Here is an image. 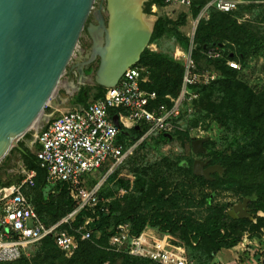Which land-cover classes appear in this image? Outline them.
I'll use <instances>...</instances> for the list:
<instances>
[{
	"label": "rangeland",
	"instance_id": "obj_1",
	"mask_svg": "<svg viewBox=\"0 0 264 264\" xmlns=\"http://www.w3.org/2000/svg\"><path fill=\"white\" fill-rule=\"evenodd\" d=\"M190 1L206 3L209 0ZM241 1V4L238 5L236 9L237 11L235 10L236 12L233 15L228 16L226 19L227 22L229 21L228 23L234 22L236 27L230 26L229 29L225 30L223 35L220 37L208 36L207 42L201 43L206 46L212 44L213 47H216L218 43H220L222 46L225 45L224 47L230 48L232 53L235 52L238 55L237 50L239 48L244 54L243 60L239 63V69L232 74L233 76H231V78H229V82L232 84L230 91L235 94V98L233 101H227V103L229 105H233L232 108L227 105H223L221 108L219 105L220 103L215 96L216 94L214 93V96H210L211 98L209 99V103L217 105L214 113H209L207 110L202 111L199 108L201 107L200 105L197 106L196 110V104L194 102L199 99V95L196 94V92L191 91V85L188 84L187 90L196 95V100L192 102L193 107H191V111L188 112L184 118L177 121V126L180 129V133L186 135L191 141L204 139L203 147L205 148V154L200 155L192 153L190 144L186 143L184 140L161 142L156 138L157 136L154 135L146 139L149 141L150 146L143 148H139L138 146L136 150H133L132 154L128 156L127 159H125L117 167L113 168L111 172L109 171L111 165H109L106 171L104 170V173L100 174L99 172H94L92 175L87 176L86 180L83 182L84 188L87 186L86 189L90 190L95 185L101 184V190L103 193L101 197H104L103 200L115 203L113 208L114 219L124 215L128 208L132 207L135 199L139 197V191H141L142 188H140L141 182L138 183L137 177L141 173V168L151 167L147 171L149 175L141 178L145 181V189L148 191L156 190L155 194L160 192H164L166 194L163 196L161 202H156L152 206L139 209V213L147 215H150L151 212L157 210L171 212L176 211V213L180 216L189 215L193 220L201 223L210 213L211 208L225 207L226 210H230L232 206L241 202L245 198L244 193L251 189V187H249L251 186L250 182H240L239 184L233 183L232 186L228 187L213 175L214 173L216 174V172L212 173V176L214 177L212 184H206L199 180H193L189 176L183 175L182 169H176L171 164V161L174 159L183 157L190 158L191 160L199 159L201 161H206L209 164L210 160L213 159L214 154L226 155L231 151V149L233 150V148L235 150L239 149L234 146V142H238V145H241L242 151L245 152L250 150L252 151L253 145H261V147L264 146V0ZM210 2H208V4ZM104 5V0H95L92 12L88 17V20H90L88 21L89 24L87 22L88 25H95L92 23L94 20L92 14L93 12L99 10L100 6L104 7ZM206 6L203 7V9L208 8ZM140 8H142L143 18H153L154 25L157 20V16L160 15L168 21V27L173 29L175 33L181 37L178 39L176 36L163 34L153 42L149 43V48L147 47L148 50L151 49L154 53H158L171 60H173V53L175 49H177L176 56H180L182 53L180 47L182 49L185 48L184 50L190 54L191 58V51H193L196 47L194 41L197 36L196 28L198 22L202 20V23H207L206 21H208L209 17L214 15V10L208 9L204 17L203 10L198 14V16L194 17L192 10L188 9L186 6L184 7L178 4H165L158 8L154 5L150 6L149 0H144ZM147 10L148 12H146ZM91 45L92 41L90 36L84 28L79 37L77 47L66 68L67 71L71 63L81 55L82 50L90 51ZM198 53L200 54V52ZM200 57L203 60V63H201L199 67L204 70L202 69L203 72L199 73L196 71L197 67L195 66L194 71L197 74H207L208 76H212L214 81L219 79V73L218 75L217 72L214 71L212 73L205 71V69H211L210 64H208L210 63V60L205 59L203 54H200ZM94 61H96V63ZM94 61H92L94 63L91 62L92 68H88L87 78L89 77V79L94 75L98 65V60L95 59ZM140 70L143 75V84L145 83L146 85L150 83V71L146 67H143ZM77 80L73 78L70 82L77 85ZM66 81V75L64 74V76L60 79L55 93L53 94V96H59L64 99L65 102L57 105L56 99L52 97L43 109L42 114L45 117H48L47 121L52 117H56L60 112L71 110L74 106L73 104L78 99V92L83 88L91 89L88 90V93L90 96L93 94L92 89L95 85L90 82L80 85L77 91L67 94L65 90V86L67 84ZM195 83H199L195 84L197 86H201V84H203L201 81H197ZM182 86L183 78L179 93L174 100L179 98ZM249 96L251 97V103L247 102ZM169 97L171 99L173 98L171 96ZM89 102L90 99L85 104ZM251 106L252 108L249 109ZM244 107L247 108L245 109L247 110L245 113H243ZM229 109L234 111L228 112ZM220 111L227 112L225 124L222 126L217 118ZM253 121L256 122V125L252 124ZM42 126L38 129L33 127L28 129L18 140L17 145L25 142V147L30 151H34L35 144L32 143L33 136L37 134L38 130ZM243 127L246 131L242 130ZM247 129H253V131ZM240 131H242V133ZM244 132L249 133L248 135H242ZM28 134L31 135V139L25 140V135ZM207 149L211 151L209 154L207 153ZM233 171L238 173L236 168H233ZM26 173L27 172L20 162L19 155L16 152L12 151L8 153L0 162V184L2 185L8 183L9 185H21L26 177ZM112 173H114L113 181L104 184L106 177L108 178ZM256 175V178H258L261 175V172ZM20 176H23V179L20 184H16ZM118 179L123 180L127 187H118L115 183ZM24 193L28 197L29 201L33 203V189L27 188L26 191L24 190ZM204 200H206V202H204ZM53 202L61 203L62 201L55 196L53 197L51 205L53 210H55ZM59 206L62 205L59 204ZM250 208L255 210V214L259 220L249 219L248 223L246 222L238 225L236 228V235H239V245L233 249H226L230 251L228 255L219 254L223 249L216 252L213 255V260L209 264H264V195L259 202ZM55 211H59L58 207ZM41 218L43 221L48 219V217ZM146 232L147 234H145ZM141 233H143L142 236L147 235L152 238H156V240L160 239V237H166V239L170 241V237V246L178 249L185 256L188 264H194L192 257L196 252L185 245V242L182 241L183 237L180 233L172 236L167 233H162L156 230V228L148 226H146ZM76 235H72L75 240L77 239ZM91 239V243H93V245L100 251L111 252L103 245L100 236L96 235L94 238L92 236ZM37 246L38 245H35L29 248L27 254L25 255V257L30 261H32L35 257L38 249ZM121 253L127 254L125 251H122ZM114 254L120 255L116 252ZM253 255H258L257 262L252 261ZM129 256H131V258L134 257L132 255ZM126 263L144 264L139 259H125L124 257L117 258L116 264ZM105 264H108V262H105ZM148 264L158 263L152 262Z\"/></svg>",
	"mask_w": 264,
	"mask_h": 264
},
{
	"label": "trees",
	"instance_id": "obj_2",
	"mask_svg": "<svg viewBox=\"0 0 264 264\" xmlns=\"http://www.w3.org/2000/svg\"><path fill=\"white\" fill-rule=\"evenodd\" d=\"M210 1L212 0H209L208 2ZM193 2L190 1V6L188 7V9L192 10L194 17L198 16V14L202 10L204 11L203 17L205 16V13L208 9L214 10V15L209 17L208 21H206L207 23H202V20L198 22L196 28L197 36L195 37L194 41V44L197 48L195 47V49H192L193 51H191V59L195 64L194 66L197 67L196 71L202 73L203 68H200L199 66L201 63H203V60L201 59L200 54L202 55V52L204 51L206 45L201 43L207 42L208 36L220 37L221 35H223L225 30L229 29L230 26L236 27L234 22L228 23L229 21L227 22L226 19L228 16L233 15L237 10L231 13L224 14L216 10L212 6H209L204 10L203 7H205L208 2ZM149 5H154L160 8L162 5H165V3L162 0H149ZM146 12H148V10ZM167 24L168 21L165 18L160 15L157 16V20L155 21L153 26L150 43L163 34L176 36L178 39L181 38L178 34L175 33L173 29H170ZM210 46H212V44L206 46V48ZM217 46L223 47V50H228L224 53L225 59H232L238 63L243 60L244 54L239 48L237 50V55L235 52L232 53V50L230 48L224 47L225 45L222 46L220 43H218ZM198 52H200V54ZM208 64H210L211 69H205V71L209 73H212L213 71L217 72V74H220V78L216 79L215 81L213 80L209 82L207 85L201 84V86H197L195 84L199 83L190 84L191 91H194L199 95V99L194 102L196 104V110L197 106L200 105L201 107L199 108L202 111L207 110L209 113H214L217 105H215L214 103H209V99L214 96V93L216 94L215 96L218 99L221 108L223 105L231 106L232 108L233 105H229L227 103V101H233L235 98V94L230 91V87L232 86V84L229 82V78H231V76H233L232 74H234L237 70L226 66L224 60H210V63ZM142 66L146 67L150 71V83L146 85L145 83L142 84V88L146 91L154 92L156 95V98L149 105L152 107L164 105L166 108H169L171 106L169 96L173 97L172 99L176 98L180 90L184 74L183 62L174 59H168L165 56L146 49L141 54L139 62L136 64L137 68L142 69ZM141 76L143 77L142 73ZM88 90L91 89L83 88L78 92V99L73 104L74 106L71 110L85 107L87 106V104L101 99L105 92L104 88L97 85L93 87V94H91V96L88 93ZM89 99L90 102L85 104ZM250 100L251 97L249 96L247 102L251 103ZM252 106L249 109H251ZM245 109L247 108L244 107L243 113L247 111ZM233 111L234 110L229 109L228 112ZM108 114L111 117H113L114 115L120 117L124 114V110L119 108L111 109L108 111ZM226 115V111H220L217 115L221 126L225 124ZM185 116V114L180 115V117L175 120V123H177V121L184 118ZM252 124L256 125V122L253 121ZM135 127L128 130L121 129L118 134L117 141L123 144L125 148L138 141L147 129V127L143 124H139L137 126L138 129H135ZM242 130L246 131L244 127L242 128ZM247 130L253 131V129ZM240 132L242 133V131ZM248 133L249 132H244L242 135H248ZM154 135L157 136L156 138L161 142L184 140L186 143L190 144L191 148L192 141L189 140L186 135L180 133V131L178 130L170 134ZM165 135H168L170 138L166 137ZM30 138L31 135H25V140H29ZM147 138L142 140L139 145H137V147L139 146V148H143L150 146L149 141L146 140ZM234 144V146L239 149L235 150L233 148V150L231 149V151L226 155L214 154L213 159H211L209 162V165H217L221 167L222 172L220 174L214 173L213 175L228 187L232 186L233 183H251V186H249L251 187V189L244 193V199L249 200V202L247 203V208L249 209V214L251 217L250 219H257L258 221L259 219L255 214V210L250 207L259 202L264 195V146L261 147V145H253L252 151L250 150L248 152H245L242 151L241 145L239 146L238 142H234ZM19 146L20 148H22L21 144ZM137 147L135 148V150L137 149ZM38 149L39 147L37 145H35L34 151H30L27 148L23 147V152H20L15 148H12L9 153L12 151L16 152L19 155L20 162L22 163L25 171H31L35 173L31 184L27 182L25 184H22L21 193L22 195H25L24 190L26 191L27 188L33 189L32 201L34 204L29 201L26 195L23 196L33 206L41 223L46 227H50L58 223L67 214L77 208L78 203L74 199L72 190L68 184H50L46 182L45 170L40 167L39 161L36 158V152L38 151ZM210 152L211 151L207 149V153L209 154ZM193 161L194 160H191L190 158L183 157L174 159L173 161H171V164L176 169H182L183 175L189 176L193 180H199L206 184H212L214 181V177L212 176V174L210 175L211 180H206L203 177L195 176L193 174ZM107 167L108 165L106 167L103 166L95 172H99L100 174H102L106 171ZM150 168L151 167L141 168V173L137 177L138 183L141 182L140 188H142V190L139 191L140 195L135 199L132 207H129L121 217H117L116 219L113 218V208L115 203L103 200L104 197H101L103 194L101 190L102 185H100L98 190V201L96 205L92 209L83 208L72 219H70L68 224H63L60 226L59 229L66 230L70 235H76V233H74V230L79 227L82 228V232H87L90 235V238L87 240L81 239V235L79 234L76 235L77 245L71 257H65L64 254L55 245L53 236H48L27 247L26 252H28L29 248H31L32 246L38 245L37 252L32 261L25 257V255L27 254L26 253L16 261L0 264H105V262H108V264H116L118 257H124L125 259H139L144 264L152 263V261L148 259L136 257L131 258V256L121 252H116L119 254L121 253L120 255H117L114 254L115 252L111 251L110 249L108 250H110L112 253L109 251L103 252L96 248L93 243H91L90 240H92V236L94 238L96 235H98L100 236L103 245L108 248V239L113 235L116 227L123 223H127L129 225V233L133 237L139 236L146 226L156 228V230L172 236L180 233L183 237L182 241L185 242V245L195 250L196 252L192 257V261L194 262V264H209L213 260V255L216 252L220 251L221 249H233L239 245L240 240L239 235H236V228L240 224H244L246 222L248 223L249 219H233L232 217H230L228 215V211H230L233 206L230 210H226L225 207L211 208L210 213L201 223L196 222L189 215L180 216L178 213H176V211L171 212L157 210L151 212L150 215L139 213L140 208L152 206L156 202H161L163 196L166 195L164 192L155 194L156 190L148 191L147 189H145V181H143L141 178L149 175L147 171ZM233 168H236L238 170V173L233 171ZM260 172L261 175L256 178V174ZM113 174L114 173H112L108 178L106 177L104 184L113 181ZM86 177L87 176L83 177V181L86 180ZM22 179L23 176H20L16 184H20ZM115 183L118 187H127L126 183H124V181L121 179L116 180ZM4 186L11 185H9V183L4 185L0 184V187ZM54 196L62 201L61 203L53 202L55 210H57L58 207V210L60 212L53 210V207L51 205ZM204 202H206V200H204ZM59 204L62 206H59ZM41 217H48V219H46V221H43ZM169 239V248H174L170 246L171 238L169 237ZM252 258L253 262L258 261V255H253Z\"/></svg>",
	"mask_w": 264,
	"mask_h": 264
},
{
	"label": "built area",
	"instance_id": "obj_3",
	"mask_svg": "<svg viewBox=\"0 0 264 264\" xmlns=\"http://www.w3.org/2000/svg\"><path fill=\"white\" fill-rule=\"evenodd\" d=\"M162 1L165 4L190 6V0ZM241 2L212 0L206 7L212 6L227 14L234 12ZM222 48L213 45L205 47L202 54L207 60H224L226 66L238 70L239 63L225 59L224 53L228 50ZM176 50L173 59L184 64L183 86L178 99L174 100L167 96L171 103L169 108L164 105L155 107L149 105L156 95L142 88L141 70L135 65L124 72L116 86L105 89L101 99L79 109L60 112L38 130L33 142L39 147L36 158L40 167L45 170L46 182L68 184L78 207L58 223L46 227L21 193L22 184L26 182L31 184L34 172H27L21 185L0 187V263L16 261L27 253L29 245L48 236H53L55 245L65 257H71L76 248V240L66 230L59 228L63 224H68L83 208L92 209L96 205L101 185L97 184L87 190L83 186V177L107 165H111L109 169L111 172L149 136L170 134L180 130L175 120L182 114L187 115L192 109V102L196 100V95L187 90L188 84L201 81L206 85L214 78L207 74H197L190 54L180 47L182 53L177 57ZM118 108L124 110L122 116H117L120 128L113 124L112 117L108 114L109 110ZM139 124H143L147 129L138 141L126 148L117 141L121 129L128 130ZM74 233L81 235V239L90 238L89 233L82 232L81 227L75 229ZM142 234L133 237L129 233V225L120 224L108 239V249L114 252L125 251L134 257L148 259L158 264H188L178 249L169 248L166 237L156 240Z\"/></svg>",
	"mask_w": 264,
	"mask_h": 264
},
{
	"label": "water",
	"instance_id": "obj_4",
	"mask_svg": "<svg viewBox=\"0 0 264 264\" xmlns=\"http://www.w3.org/2000/svg\"><path fill=\"white\" fill-rule=\"evenodd\" d=\"M93 12L96 25L86 30L92 41L88 65H98L89 82L104 89L116 86L135 66L153 32L141 19L136 0H104ZM95 0H0V162L31 128L52 98L77 47ZM113 124L120 128L116 115ZM135 129H138L136 126ZM166 137L170 138L168 135ZM204 139L191 142L194 154H205ZM194 160L195 176L211 180L217 165ZM248 199L228 211L233 219H250Z\"/></svg>",
	"mask_w": 264,
	"mask_h": 264
},
{
	"label": "flooded vegetation",
	"instance_id": "obj_5",
	"mask_svg": "<svg viewBox=\"0 0 264 264\" xmlns=\"http://www.w3.org/2000/svg\"><path fill=\"white\" fill-rule=\"evenodd\" d=\"M89 19V18H88ZM87 19V22L90 21ZM85 25V29L87 28V26H89V22ZM91 23V22H90ZM93 24L96 25L95 21L93 20L92 22ZM90 58V51L89 50H82L81 55L71 63V65L68 68L69 73L66 75V79H67V84L71 83L70 80H72L73 78H75V80H77L79 77L83 76V77H87V73H88V68H92V63H96V61L89 63L88 65H83L84 63H86L87 61H89ZM89 78V77H88ZM91 79V78H90ZM89 83V81L84 82L82 85ZM206 166H210L208 163Z\"/></svg>",
	"mask_w": 264,
	"mask_h": 264
},
{
	"label": "bare ground",
	"instance_id": "obj_6",
	"mask_svg": "<svg viewBox=\"0 0 264 264\" xmlns=\"http://www.w3.org/2000/svg\"><path fill=\"white\" fill-rule=\"evenodd\" d=\"M136 1H137V3L139 4V7H140L144 0H136ZM141 19H142V22H143L146 26H148V27H151L152 24H153V21H154V19L151 18V17L143 18V17L141 16ZM89 80H90L89 78L81 76V77H79L78 80H77V85H74V84H72V83L66 84V86H65V90H66L67 94H71V93L77 91L80 85H82L84 82H87V81H89ZM54 93H55V92H54ZM52 97L56 99V101H57V105L60 104V103H64V102H65V100L62 99V98H60L59 96H53V95H52ZM56 101H55V102H56ZM53 102H54V101H53ZM55 106H56V104H55ZM47 119H48V117H45V116L41 113V114L37 117V119L33 122V124H32L31 127L35 128V129H38L40 126H42V125L47 121Z\"/></svg>",
	"mask_w": 264,
	"mask_h": 264
},
{
	"label": "crops",
	"instance_id": "obj_7",
	"mask_svg": "<svg viewBox=\"0 0 264 264\" xmlns=\"http://www.w3.org/2000/svg\"><path fill=\"white\" fill-rule=\"evenodd\" d=\"M192 63H193V62H192ZM193 65H194V64H193ZM194 67H195V66H194ZM33 137H34V136H33ZM30 139H31V138H30ZM30 139H29V140H30ZM24 143H25V142L21 143V145H22V148H23V147H24V148H26V147H25V145H24ZM32 143L34 144V142H33V141H32ZM35 145H36V144H35ZM34 147H35V146H34ZM228 253H230V251H229V250L223 249V250H222V252H221V253H219V254H222V255H228Z\"/></svg>",
	"mask_w": 264,
	"mask_h": 264
}]
</instances>
